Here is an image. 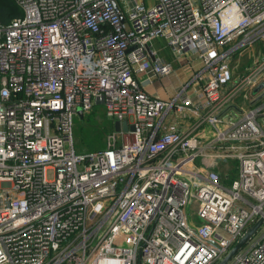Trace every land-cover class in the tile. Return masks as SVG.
Listing matches in <instances>:
<instances>
[{
	"label": "built area",
	"instance_id": "obj_1",
	"mask_svg": "<svg viewBox=\"0 0 264 264\" xmlns=\"http://www.w3.org/2000/svg\"><path fill=\"white\" fill-rule=\"evenodd\" d=\"M15 1L0 21V264H217L260 218L228 264H264V108H231L264 82V58L231 66L264 39V0ZM155 38L203 61L197 101L145 89L139 73L175 70ZM97 104L134 129L79 151L78 110ZM173 109L192 122L160 131Z\"/></svg>",
	"mask_w": 264,
	"mask_h": 264
},
{
	"label": "crops",
	"instance_id": "obj_2",
	"mask_svg": "<svg viewBox=\"0 0 264 264\" xmlns=\"http://www.w3.org/2000/svg\"><path fill=\"white\" fill-rule=\"evenodd\" d=\"M262 40H258L256 42H260ZM156 41H158L156 45H160L159 47L154 46ZM166 47L168 51L164 53L161 52V50L166 49ZM151 49L155 50L156 55L160 57L162 60L172 62L175 70L172 74L168 76H150L148 73L145 72L139 73L137 76L140 79V81L143 83L145 89L151 94L159 95L163 98L174 97L178 95L181 91H183L184 92L183 95L186 94L190 96L192 100L197 101L199 99L198 92L201 89L200 86L201 84L199 81H195L193 79L196 72L200 71L203 68V61L201 60V62L198 65H193L194 62L193 59L195 58L188 57L183 54L174 53L163 38L153 39V41L151 42ZM231 66H232V59H231ZM244 71L239 72L237 75L244 73ZM237 75L234 73V76ZM256 106H261L262 108H264L263 81L257 84L256 86L252 87L250 90L246 89L240 91L234 98L231 108L246 110L248 108L256 107ZM192 119L193 117L191 116V114L186 112H178L173 109L168 113H166L162 121H160L159 130L167 131V130L185 129V127L190 125ZM260 120L264 124V116H261ZM202 131L206 137H211L214 133L213 129L209 126H205L202 129ZM230 161L231 163H235L237 159H231ZM237 173H238V161H237V170L235 175L229 180L228 179L226 180L224 177L222 178V180L225 182V184H229L227 182L231 183L232 180L237 176ZM225 175L228 176L227 173H225Z\"/></svg>",
	"mask_w": 264,
	"mask_h": 264
},
{
	"label": "rangeland",
	"instance_id": "obj_3",
	"mask_svg": "<svg viewBox=\"0 0 264 264\" xmlns=\"http://www.w3.org/2000/svg\"><path fill=\"white\" fill-rule=\"evenodd\" d=\"M159 47L160 45H156ZM167 46V45H166ZM168 49L161 50V52H167ZM264 58V40L255 42L249 47H245L242 51L238 52L232 58V67L234 73L237 75L239 72H246L250 67L257 66L258 63ZM193 65H198L201 62L200 58L193 59ZM200 86L202 87L203 81L200 80ZM79 116V115H78ZM76 117L75 126V145L79 151H89L93 149H101L106 146L107 134L111 130V119L106 115L103 105L97 104L94 108L84 115V117ZM200 164V161L197 160ZM235 164V165H234ZM231 167V168H230ZM236 167V168H235ZM230 168V169H229ZM237 170V161L235 163L224 162L221 164L222 178L226 180L231 179ZM227 173L228 176L225 175ZM230 183V182H227ZM193 208L189 205V212ZM228 264V263H227Z\"/></svg>",
	"mask_w": 264,
	"mask_h": 264
},
{
	"label": "water",
	"instance_id": "obj_4",
	"mask_svg": "<svg viewBox=\"0 0 264 264\" xmlns=\"http://www.w3.org/2000/svg\"><path fill=\"white\" fill-rule=\"evenodd\" d=\"M78 114L80 117L84 116V112L82 109L78 110ZM114 128L117 131L120 130H128V129H134V125L129 124L126 120L124 121H115L114 122ZM263 222V218L258 219L244 234V236L233 246V248L228 252V254L220 260L217 264H227L228 261L232 258V256L240 250L247 242L248 240L255 234L261 223Z\"/></svg>",
	"mask_w": 264,
	"mask_h": 264
},
{
	"label": "trees",
	"instance_id": "obj_5",
	"mask_svg": "<svg viewBox=\"0 0 264 264\" xmlns=\"http://www.w3.org/2000/svg\"><path fill=\"white\" fill-rule=\"evenodd\" d=\"M22 13L23 11L21 6L15 0H0V21L3 24H8L14 17L20 16ZM86 114L87 113H85L84 115ZM111 122V130H113L114 122L112 120Z\"/></svg>",
	"mask_w": 264,
	"mask_h": 264
}]
</instances>
